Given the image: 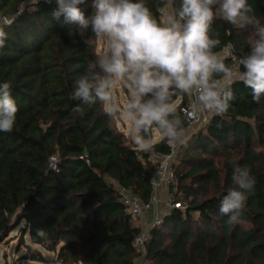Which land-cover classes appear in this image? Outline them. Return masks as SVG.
I'll return each mask as SVG.
<instances>
[{
    "label": "trees",
    "instance_id": "16d2710c",
    "mask_svg": "<svg viewBox=\"0 0 264 264\" xmlns=\"http://www.w3.org/2000/svg\"><path fill=\"white\" fill-rule=\"evenodd\" d=\"M248 2L264 22V0ZM161 3L146 0L154 12ZM55 8V0H0V31L7 34L0 83L11 84L18 105L13 131L0 132V245L18 230L19 242L25 236L29 242L22 259L42 262L43 249L57 251L63 264H135L132 242L140 228L125 213L118 188L146 203L153 193L149 158L168 152L166 140L138 152L99 104L73 114L80 102L69 93L99 55L97 37L54 19ZM6 16L14 18L6 23ZM212 29L217 53L232 48L227 64L249 51L248 29L218 16ZM233 91L229 111L178 148L168 191L181 208L150 231L149 264H264V98L253 102L240 82ZM176 99L180 112L187 97ZM52 156L57 173L49 166ZM229 160L256 180L241 222L232 225L219 213L234 187Z\"/></svg>",
    "mask_w": 264,
    "mask_h": 264
},
{
    "label": "clouds",
    "instance_id": "9594fccd",
    "mask_svg": "<svg viewBox=\"0 0 264 264\" xmlns=\"http://www.w3.org/2000/svg\"><path fill=\"white\" fill-rule=\"evenodd\" d=\"M52 3V0H47ZM52 17L90 32L106 50L75 80L69 99L82 106L99 104L110 120L127 124L138 152H148L154 138L176 148L187 145L185 120L176 97H191V109L207 119L226 114L237 99L233 85L250 90L253 102L264 98V22L248 0H162L154 12L146 0H55ZM90 9V11H88ZM217 16L252 34L249 51L235 65L215 51L220 44L212 25ZM7 34L0 31V48ZM11 84L0 83V132L11 133L18 105ZM127 91L122 101L119 90ZM230 188L220 200L219 213L238 224L256 180L235 160ZM38 234L43 235L42 230Z\"/></svg>",
    "mask_w": 264,
    "mask_h": 264
},
{
    "label": "built area",
    "instance_id": "2783aa9c",
    "mask_svg": "<svg viewBox=\"0 0 264 264\" xmlns=\"http://www.w3.org/2000/svg\"><path fill=\"white\" fill-rule=\"evenodd\" d=\"M219 54L224 56L225 58H232L231 46L225 47ZM192 103L193 98L187 97V101L179 106L180 113L187 124L186 131L192 130L195 127L202 128L209 122V119L206 118L205 114L197 113L196 111H193L191 109ZM166 144L168 147L167 153H156L151 155L149 158L153 165L150 179L153 193L146 203L141 202V200L131 192L118 188L121 196V201L125 207V213L134 220H142L147 211H153V213L156 212V206L159 202L157 193L159 192L162 183H169V180L166 179V177L168 175H172V161L176 157L178 146L176 148H173L167 142ZM49 166L56 173L58 172L56 157L52 156L49 158ZM178 208H181V205L179 203L173 202L170 196L163 201V209L167 212ZM161 220L162 218H158V216H155L152 221L146 222V226L143 224V226L139 227L140 233L133 239L132 242V246L136 254L135 264H149V262L145 258L146 243L149 239L150 231L155 226L159 225L161 223ZM53 264L63 263L61 259L56 258Z\"/></svg>",
    "mask_w": 264,
    "mask_h": 264
},
{
    "label": "rangeland",
    "instance_id": "374dc122",
    "mask_svg": "<svg viewBox=\"0 0 264 264\" xmlns=\"http://www.w3.org/2000/svg\"><path fill=\"white\" fill-rule=\"evenodd\" d=\"M96 50H97L98 54H101L102 52H104L106 50L105 42L100 38H97ZM119 96H120L121 100L123 101L127 96V91L125 89H120L119 90ZM176 103L178 105L179 99H176ZM116 125H117L118 129L121 130L125 134L128 141H131L129 133H128V129H127V124L116 119ZM198 129H200V128L195 127L192 130L186 131L187 137H188L187 141L189 140V138L191 137L192 134H194L195 132L198 131ZM159 140L160 139L158 136H156L154 138V142L159 141ZM178 148H179V146H178ZM175 158L172 161V166L176 165L178 163V160L177 159L175 160ZM166 179L169 180V183L164 182V183H162V185L160 187V190L165 189L167 191V194H166L165 198H163V201L167 197L170 196L169 191H168V185L171 184V181L173 179L172 175H168L166 177ZM157 197L159 198V193H157ZM159 211L160 210H157L156 212H159ZM163 211L165 212V215L167 213H169V212L165 211L164 209H163ZM163 211L159 212L158 218H162L164 216ZM151 212L153 213V211H147L142 220L138 221V220L132 219V223L134 225L140 227V226H143V224L145 225L147 221L148 222L152 221V219H154L155 216L152 215ZM150 213H151V215H150ZM19 237H20V235H19L18 230H15L14 232L11 233L8 240H6L2 245H0V264H53V262L57 258V251L55 253H53V252H49V251L40 249V252H41V255L43 258L42 262H34V261L27 260V259H22L23 255L26 252L25 245L29 244V242H28V237L25 236L24 237V243H20ZM33 248H38V247L33 246Z\"/></svg>",
    "mask_w": 264,
    "mask_h": 264
},
{
    "label": "crops",
    "instance_id": "0c3cea01",
    "mask_svg": "<svg viewBox=\"0 0 264 264\" xmlns=\"http://www.w3.org/2000/svg\"><path fill=\"white\" fill-rule=\"evenodd\" d=\"M132 141V140H131ZM157 142V141H156ZM155 143V142H154ZM159 202H158V205L156 206V209L157 210H160L159 212L163 211V198H165L166 194H167V191L165 189H161L159 192ZM156 210V211H157ZM159 212H154L152 213V215L154 216H158L159 215ZM164 212V211H163ZM150 213V215H151ZM164 215H165V212H164Z\"/></svg>",
    "mask_w": 264,
    "mask_h": 264
},
{
    "label": "water",
    "instance_id": "95a60500",
    "mask_svg": "<svg viewBox=\"0 0 264 264\" xmlns=\"http://www.w3.org/2000/svg\"><path fill=\"white\" fill-rule=\"evenodd\" d=\"M13 18H14V16H6V17L4 18V20H5L6 23H9L10 21L13 20Z\"/></svg>",
    "mask_w": 264,
    "mask_h": 264
}]
</instances>
